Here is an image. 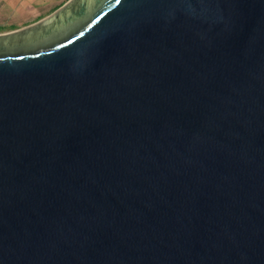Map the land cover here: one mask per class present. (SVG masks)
Listing matches in <instances>:
<instances>
[{
  "label": "water",
  "instance_id": "obj_1",
  "mask_svg": "<svg viewBox=\"0 0 264 264\" xmlns=\"http://www.w3.org/2000/svg\"><path fill=\"white\" fill-rule=\"evenodd\" d=\"M0 264H264V0L1 33Z\"/></svg>",
  "mask_w": 264,
  "mask_h": 264
},
{
  "label": "crops",
  "instance_id": "obj_2",
  "mask_svg": "<svg viewBox=\"0 0 264 264\" xmlns=\"http://www.w3.org/2000/svg\"><path fill=\"white\" fill-rule=\"evenodd\" d=\"M68 0H0V34L25 28L49 16Z\"/></svg>",
  "mask_w": 264,
  "mask_h": 264
},
{
  "label": "snow or ice",
  "instance_id": "obj_3",
  "mask_svg": "<svg viewBox=\"0 0 264 264\" xmlns=\"http://www.w3.org/2000/svg\"><path fill=\"white\" fill-rule=\"evenodd\" d=\"M117 2H119V0H117Z\"/></svg>",
  "mask_w": 264,
  "mask_h": 264
}]
</instances>
